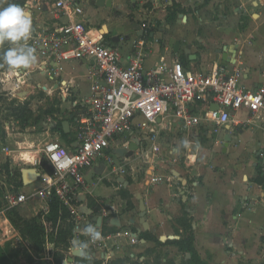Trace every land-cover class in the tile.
<instances>
[{"label":"crops","instance_id":"0c3cea01","mask_svg":"<svg viewBox=\"0 0 264 264\" xmlns=\"http://www.w3.org/2000/svg\"><path fill=\"white\" fill-rule=\"evenodd\" d=\"M136 1H151L153 10L160 11L147 13L141 9L130 21L114 15L126 10L125 0H107L112 4V7H105L110 17L96 15L101 9L97 6L99 0H87L85 5L89 25L100 33L106 26L109 33L103 36L104 41L119 49L124 59L130 56L133 41L145 37L149 44L145 70L155 71L164 64L172 67L174 61H179L185 70L204 74L214 65L223 64L224 55L219 52L225 50L228 70L235 66L240 68L246 88L256 90L264 86V0H229L233 7L227 15L225 2L228 0L196 1L195 7L201 14L217 5L219 15L215 23L204 22V19L196 21L195 14L186 9L192 0H166L165 4L162 0ZM174 4L183 12L173 22L168 19V10ZM31 16L35 29L58 24L46 9L42 14L33 12ZM157 20L160 23H156ZM143 25L150 26L149 30H144ZM112 31L117 34L113 35ZM177 41L180 47L176 53ZM27 45L33 47L29 41ZM77 62V73L68 72L63 66L57 77L65 73L64 81L54 89L60 90L66 85L71 97L73 87L81 94L79 82H88V93L75 100L81 102L91 93L90 72L94 62ZM194 114L202 116L203 109L196 107ZM139 123L140 119L136 121ZM55 125L50 124L51 128ZM75 129V124L69 122L72 144ZM56 134L55 140L59 141L60 134ZM227 136L232 138L229 145L224 143ZM157 141L162 151L151 158V163L144 161L138 145L137 152L119 159L115 156L118 159L116 169L102 164L87 173L80 204L92 215L86 216L85 222L97 226L94 218L104 211L112 212L109 219L103 218L100 228L113 237L99 248L88 245L79 236L73 238L72 248H81L83 256L103 260L104 264L117 260H125L128 264H194L190 262L191 255L176 244L192 233L193 247L205 264H264V175L258 164L259 151L264 148V117L240 111L233 114L231 122L219 132H215L211 122L203 121L196 127H189L184 126L183 121L168 117L158 128ZM2 152L0 167L8 166L13 156L5 148ZM13 158L17 161L12 162L10 171L19 165V158ZM135 159L142 162L133 164ZM144 163L150 165L142 173ZM26 167L30 165L22 163L17 168L20 169L19 182L23 181ZM152 178H158L159 183L153 184ZM36 182L23 183L17 189L25 193ZM139 196L146 211L147 230L140 223ZM32 201L38 203L30 209L40 206L42 212L49 211L45 201L39 198ZM114 220L119 226L112 224ZM126 232L136 234L139 242L133 245L128 238L118 236Z\"/></svg>","mask_w":264,"mask_h":264},{"label":"built area","instance_id":"2783aa9c","mask_svg":"<svg viewBox=\"0 0 264 264\" xmlns=\"http://www.w3.org/2000/svg\"><path fill=\"white\" fill-rule=\"evenodd\" d=\"M86 3L87 0H25L24 7L30 14H42L46 9L58 22L52 27L37 28L28 40L36 49L44 74L54 72L57 76L63 64L71 61L89 60L94 62V67L90 72L89 97L74 102L73 145L68 147L50 140L40 150L28 153V158L21 153L19 161L39 173L36 181L41 186L32 194L3 184L6 188L0 199V227L6 236L16 232L9 217L12 210L36 198L49 207L51 197L55 196L70 213L74 238L82 236L85 243L100 248L113 236L93 225L101 233V239L93 240L86 231L90 225L81 211L80 196L89 171L102 164L115 167L121 158L118 152L129 151L135 141L145 162L158 156L162 151L157 141L158 128L168 117L183 121L189 127L211 122L215 132L228 125L232 115L240 111L264 117V86L256 90L246 88L240 68L235 66L230 71L227 66L216 64L207 73L195 74L174 61L172 67L164 64L155 71H147L144 63L149 56V44L145 37L133 41L132 52L124 59L119 49L106 43L99 30L89 25ZM149 28L143 25L144 30ZM60 90L67 100L70 88L62 85ZM196 107L203 109L202 116L194 114ZM139 119L141 123L136 124ZM44 159L51 172L45 169ZM258 159L264 175V148L259 151ZM11 161L17 160L12 157ZM11 175L14 176L12 169ZM151 182L159 183V179L152 178ZM101 216L109 219L107 211ZM118 236L128 238L133 245L139 242L136 234L126 232Z\"/></svg>","mask_w":264,"mask_h":264},{"label":"rangeland","instance_id":"374dc122","mask_svg":"<svg viewBox=\"0 0 264 264\" xmlns=\"http://www.w3.org/2000/svg\"><path fill=\"white\" fill-rule=\"evenodd\" d=\"M196 1L199 3L201 0H192L191 6L186 7V9L195 14L194 19L196 21L199 19H204V22L209 21L211 23L218 21L219 12L217 5L210 7L201 14L198 8L195 7ZM125 2L127 6L126 10L115 12L114 14L118 19L133 21L141 9H144L147 13L160 11L159 9L153 10V4L150 3L151 1L146 3V1L138 2L136 0H125ZM172 2H176V0H172ZM162 3L165 4L166 0H162ZM9 4L10 0H0V8L7 7ZM225 5L227 12L225 15L230 14L233 4L228 0L225 2ZM96 15H98L99 18L108 15L110 17L111 13L108 8H101ZM157 22L160 23L158 20L156 23ZM33 31L35 32L36 29L33 28ZM12 46L13 44L11 42H0V56H2L5 50ZM77 64V61H71L64 63L63 66L66 67V71L77 73L75 70ZM42 66L38 56L36 64L28 69L17 71L10 70L9 67L0 60V159L3 156V148H5L7 152H10L13 157L19 158L21 153H23L22 155L28 158V153L38 151L46 142L58 138L50 124H57L62 121L67 122L70 118L75 100L81 99L82 96L86 95L89 91L90 86L88 82H79L81 85L79 89L82 95L77 91L76 87H73V89H71V97L67 96V100H64L62 91L54 89V86L60 85L64 81L65 73L58 77L54 72H46L47 74H44V70L42 71L41 69ZM51 77L55 79L51 80ZM18 105L28 106L30 110H32L34 116L30 122L25 124L13 118L11 107ZM59 139L61 144H65L66 141L61 135ZM142 160L135 159L133 164H140ZM8 162L7 170L0 169V199L6 188L3 184H7L8 187L13 185L16 188L19 184L20 169L17 168H19V165L22 163L18 159L19 165H17L16 169H13L14 176H12L10 171L12 161L9 159ZM149 163H151V160ZM44 165L47 170L49 166L46 161H44ZM149 165L150 164L144 163L141 172L144 173ZM115 167L113 166L110 169L114 170ZM152 169L153 168H151V170ZM4 175H6V178H4ZM40 185V182H36L29 191H25V194H31L33 190ZM37 203L38 201L31 200L29 205L27 204L23 206V208H19L16 210V213L24 219L34 218L42 213L40 206L36 207L35 210L30 209L34 205L37 206ZM16 221H19V218L16 219ZM13 226L16 232L7 236L0 227V264H53L51 257L57 251V247L54 243L55 238L52 235L53 231L50 225L47 226L46 245L45 251L42 254L43 257L39 255L36 246L30 240L25 239L14 224Z\"/></svg>","mask_w":264,"mask_h":264},{"label":"trees","instance_id":"16d2710c","mask_svg":"<svg viewBox=\"0 0 264 264\" xmlns=\"http://www.w3.org/2000/svg\"><path fill=\"white\" fill-rule=\"evenodd\" d=\"M10 3H17L21 6H25V0H10ZM169 21H175L178 14L183 12L179 5L174 4L173 7L168 10ZM11 114L16 121H20L22 123H28L33 118L34 114L32 110L28 106H14L11 107ZM70 123L75 124V115L71 113L70 118L68 119ZM63 121L58 122L52 130L56 133H59L63 139H65L66 143L73 145L72 142V134H66L63 128ZM68 145V146H69ZM43 160V165H44ZM47 162V161H46ZM48 164V163H47ZM45 166V165H44ZM3 167V168H2ZM0 169H8V166H1ZM47 171L51 172V168L48 167ZM23 186V181L19 182L18 187ZM127 195V194H126ZM125 195V196H126ZM9 217L11 222L15 225L17 229H19L21 235L30 240L38 249L39 255L45 251L46 245V237H47V226L50 225L52 228V235L54 236L55 246L57 247V251L52 255V263L53 264H63L65 260L69 257L70 250L73 247L72 241L74 238L73 229L74 223L72 222L70 213L66 207H64L60 201L52 196L49 202V211L47 213L42 212L38 214L36 217L31 219L21 218L16 210H12L9 213ZM19 218V221L16 219ZM186 227V226H185ZM148 236V234H145ZM194 236L193 234H189L188 238L181 242H176L181 251L188 253L191 255L190 262L194 264H205L201 261L199 256L197 255L194 247H193ZM43 257V256H42ZM129 262L125 260H117L111 261L109 264H128ZM74 264H104L103 260L92 258L91 256H83L76 257Z\"/></svg>","mask_w":264,"mask_h":264},{"label":"clouds","instance_id":"9594fccd","mask_svg":"<svg viewBox=\"0 0 264 264\" xmlns=\"http://www.w3.org/2000/svg\"><path fill=\"white\" fill-rule=\"evenodd\" d=\"M32 32V16L24 6L10 3L7 7L0 8V42L7 41L13 45H18L8 48L0 56V60L10 70L28 69L36 64V49L27 45ZM86 231L91 235L93 240L101 239V233L96 228L90 226Z\"/></svg>","mask_w":264,"mask_h":264},{"label":"water","instance_id":"95a60500","mask_svg":"<svg viewBox=\"0 0 264 264\" xmlns=\"http://www.w3.org/2000/svg\"><path fill=\"white\" fill-rule=\"evenodd\" d=\"M97 6L100 7V8H105V7H112V4L110 2H107V0H99V2L97 3ZM182 18H185V16L181 15ZM109 31L107 29L106 26L103 27V31H102V35L104 36L105 34H108ZM113 35H116L117 32L116 31H112ZM128 39V38H127ZM117 41H120V38L117 40ZM179 47H180V42L177 41L176 44H175V52L177 53L179 51ZM187 54H189V51L186 52ZM220 55H224L222 56V59H223V67H225L227 64H228V61L226 59L227 58V52H225V50H221L219 52ZM218 108H216L217 110ZM68 126H69V122H64L63 123V128H64V131L66 134H69V130H68ZM232 142V138L230 136H227V138L224 139V143L226 144H230ZM139 149V146H138V142L135 141L134 143L130 144L129 146V151L127 150H120L118 152V154L121 156V157H124L126 156L127 154L129 153H134V152H137ZM39 177V173L37 172V170L35 168H26L23 170V183L25 185H28L34 181L37 180V178ZM138 200H140V210H141V219H140V223L144 226V228L147 230L148 229V225L147 223L145 222V215H146V211H145V207H144V204H143V201L141 200V197L139 196L138 197ZM87 208H82L81 211L84 212V214L86 216H91L92 215V212L91 211H88L85 210ZM109 215H112V212L109 213ZM94 221L96 222L97 224V227H101L102 225V222H103V217L102 216H99V217H96L94 218ZM117 220H114V222H112V224L114 226H119V223L116 222ZM90 224V222H88V225ZM83 256V250H73L72 252V256H69L67 258V260L64 261L63 264H73L74 262V258L76 257H82Z\"/></svg>","mask_w":264,"mask_h":264}]
</instances>
